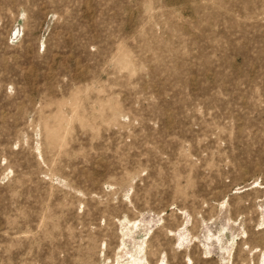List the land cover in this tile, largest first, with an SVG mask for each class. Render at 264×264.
Instances as JSON below:
<instances>
[{
    "label": "rangeland",
    "instance_id": "rangeland-1",
    "mask_svg": "<svg viewBox=\"0 0 264 264\" xmlns=\"http://www.w3.org/2000/svg\"><path fill=\"white\" fill-rule=\"evenodd\" d=\"M0 264H264V0H0Z\"/></svg>",
    "mask_w": 264,
    "mask_h": 264
}]
</instances>
